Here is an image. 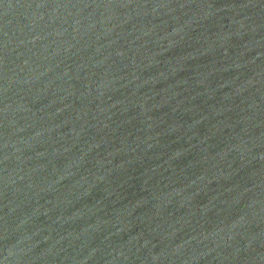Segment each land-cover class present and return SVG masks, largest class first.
Instances as JSON below:
<instances>
[{
    "label": "water",
    "instance_id": "95a60500",
    "mask_svg": "<svg viewBox=\"0 0 264 264\" xmlns=\"http://www.w3.org/2000/svg\"><path fill=\"white\" fill-rule=\"evenodd\" d=\"M0 264H264V0H0Z\"/></svg>",
    "mask_w": 264,
    "mask_h": 264
}]
</instances>
